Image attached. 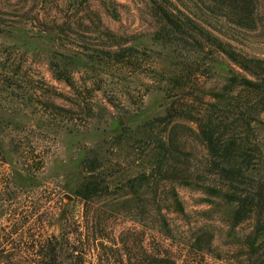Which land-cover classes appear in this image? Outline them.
Here are the masks:
<instances>
[{
	"label": "trees",
	"instance_id": "trees-1",
	"mask_svg": "<svg viewBox=\"0 0 264 264\" xmlns=\"http://www.w3.org/2000/svg\"><path fill=\"white\" fill-rule=\"evenodd\" d=\"M147 2L157 22L152 38L165 53V59L170 48L199 59L183 62L182 67L176 65L177 72H171L161 88L163 96L158 107L140 108L126 118L114 117L102 128L55 125L51 121L37 124L43 129L38 141L64 154L51 166L49 158H44L37 168L28 164V147L20 137L34 127L31 120L0 116V264L91 263L89 260L94 257L90 235L95 244L100 243L103 239L96 233L105 231L106 225L98 212L90 217L87 210L79 227L74 207L80 201L88 209L90 203L109 194L111 186L105 166L115 148L122 155L133 142L147 141L156 144L150 156V172L144 170L139 177L129 179L121 190L126 191L130 201L144 203L147 193L153 190L150 202L158 205L159 222L168 238L172 237V230L159 206L163 202L158 198L161 183H169L170 198L165 200H171L174 212L184 217L188 214L178 188L219 199L228 208V237L236 247V256L223 259L225 263L264 264V60L249 57L236 46L245 34L262 29L260 1ZM105 35L110 41L117 39L109 31ZM129 42L125 39L107 49H95L93 55L70 51L52 62L53 73L75 91L78 72L98 73L109 66L135 68L142 53ZM208 72L218 74L223 86L195 89L190 85ZM76 107L82 109L80 102ZM99 120L94 122L100 123ZM176 120L195 123L196 128H182L191 130L194 142L206 150L204 163L194 161L193 142L179 127L163 135L155 134L157 126ZM63 191L75 201L62 209L55 208L54 200ZM245 225L251 228L239 237L238 230ZM138 236L131 230L121 235L126 264H178L169 250L161 246L145 248ZM215 239L213 230L198 229L190 236V255L195 259L212 255Z\"/></svg>",
	"mask_w": 264,
	"mask_h": 264
},
{
	"label": "rangeland",
	"instance_id": "rangeland-1",
	"mask_svg": "<svg viewBox=\"0 0 264 264\" xmlns=\"http://www.w3.org/2000/svg\"><path fill=\"white\" fill-rule=\"evenodd\" d=\"M259 1L260 15L264 18V0ZM156 30L157 22L147 0H0V116H16L33 122L34 127L26 129L20 137L28 147L30 166L39 167L44 158H49L51 166L55 159L64 156L54 146L38 141L43 129L36 127L37 124L51 121L55 125L81 128L101 125L102 128L114 117L126 118L140 108L158 107L163 96L161 88L170 73L177 72L176 65L182 67L181 63L188 64L199 57L170 48L169 53L166 52L169 57L165 59V53L152 38ZM107 31L117 39L110 41L105 35ZM125 39H129V46H135L142 53L135 68L109 66L98 73L78 72L75 75L77 90H74L79 93L56 79L51 64L70 51L93 55V50L107 49L110 44L116 45ZM236 44L249 57L264 60V21L262 29L245 34ZM202 74L197 82L190 84L195 89L223 86L218 74ZM79 102L83 110L76 107ZM51 104L69 113L59 112ZM98 113L102 116L97 118ZM95 119L101 122L96 123ZM193 123L176 120L170 125L157 126L154 132L163 135L179 127L193 142L194 161L204 163L206 150L194 142L191 130L182 128L184 125L196 128ZM155 150L156 144L150 141L133 142L122 155L115 148L105 166L106 180L111 186L109 194L90 203L88 209L82 202L76 203L74 210L79 227L87 210L90 217L98 212L106 225L105 231L96 233L103 239L100 243L95 244L90 235L94 258L89 264H126L121 235L128 230L140 234L138 240L145 248L161 246L169 250L178 264H227L223 259L234 258L236 247L234 240L228 237V208L222 201L178 188L188 214L184 217L174 212L171 200H165L170 198L169 183H161L158 198L163 202L159 206L172 230V237L167 238L159 222V207L150 202L153 190L147 193L144 203L130 201L124 194L126 191H121L129 179L139 177L144 170L150 172V156ZM208 177L213 179V176ZM66 195L70 194L63 191L56 197L55 208L62 209L75 201H70ZM202 227L215 232V251L203 259H195L189 253L188 244L190 236ZM250 228L249 225L240 228L238 236H244ZM236 259L239 262V255Z\"/></svg>",
	"mask_w": 264,
	"mask_h": 264
},
{
	"label": "water",
	"instance_id": "water-1",
	"mask_svg": "<svg viewBox=\"0 0 264 264\" xmlns=\"http://www.w3.org/2000/svg\"><path fill=\"white\" fill-rule=\"evenodd\" d=\"M66 198L69 199L70 201L74 200V198L72 196H70V195H66Z\"/></svg>",
	"mask_w": 264,
	"mask_h": 264
}]
</instances>
